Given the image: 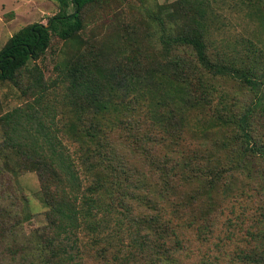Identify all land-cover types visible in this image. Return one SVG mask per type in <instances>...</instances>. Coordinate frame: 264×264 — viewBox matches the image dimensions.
<instances>
[{
    "label": "trees",
    "instance_id": "16d2710c",
    "mask_svg": "<svg viewBox=\"0 0 264 264\" xmlns=\"http://www.w3.org/2000/svg\"><path fill=\"white\" fill-rule=\"evenodd\" d=\"M58 1L59 11L46 25L35 23L20 28L0 51V81L10 80L26 97L23 105L0 117L3 129L0 177L6 176L9 185V191H0V198L5 201L0 202V264H183L186 257H191L184 233L192 232L196 226L192 221L187 222L189 218L180 214L168 198V183L155 189L135 175L121 176L116 166L118 160H112L108 150H99L101 153L96 154L91 147L98 136H103L95 129L108 117L109 96L115 86L127 89L144 72L161 71L160 76L163 80L169 79L172 91L184 93L185 104L192 99L197 107L216 106L222 111L223 123L232 119V112L227 114L223 107L216 105V94L220 95L219 102L227 95L218 88L216 80L240 81L253 93L250 104H254L257 98L264 100V72L258 74L261 67L255 59L248 63L249 54L245 60L240 58L241 65L233 58L224 59L218 66L212 64L205 42L210 24L199 5L200 0H178L171 12L169 6H160L152 15V21L159 24L158 42L166 66L162 67L165 62L156 57L148 63L149 69L141 66L138 45L132 48L134 55L125 61L87 58L81 51L74 59L60 60L56 64V76L45 80L39 66L30 62L45 52L52 35L64 42L80 44L83 10L100 0ZM69 3L73 7L71 12L67 11ZM163 15L170 21L178 17L181 23L168 27ZM175 47L191 51L198 65L177 54L176 59L172 58ZM125 68L132 73L127 74ZM259 109L264 112V105ZM253 111L249 106L232 124L239 131L236 136L242 150L264 160V135L257 143L251 133L249 120ZM156 120L163 125L162 131H168V125H172L171 121ZM136 125L132 121L119 123L120 128L127 130L126 136H144L145 130ZM160 136L166 140L171 138L165 133ZM98 161L105 170L101 180L92 176ZM26 171L36 173L46 207L45 224L28 233L22 227L30 218L26 212L27 199L13 186L17 177ZM130 181L136 204L153 212L139 213L144 217L142 222L149 226L147 232L141 231V227L138 229L140 220L133 219L130 213V218L121 216L114 206L116 193L126 195L122 185L126 187ZM262 222L264 216L254 220L257 230L248 231L251 237L260 234L264 238ZM213 227L215 230V222ZM208 233L201 235L205 242L209 240ZM248 262L264 264V256Z\"/></svg>",
    "mask_w": 264,
    "mask_h": 264
},
{
    "label": "rangeland",
    "instance_id": "374dc122",
    "mask_svg": "<svg viewBox=\"0 0 264 264\" xmlns=\"http://www.w3.org/2000/svg\"><path fill=\"white\" fill-rule=\"evenodd\" d=\"M177 2L100 0L83 10L84 28L80 31V44L64 42L52 35L45 52L30 64L36 63L45 80H50L56 76V64L63 58L74 59L82 51L87 58L125 61L134 55L132 48L138 45L141 48L139 57L143 61L141 66L149 69L148 63L154 57L165 62L158 42L159 24L152 21V15L159 11L160 6H169L171 12ZM200 2L210 24L205 42L212 64L218 66L224 59L233 58L237 65H241L240 58L245 60L249 54L248 63L255 59L261 67L258 74L264 72V0ZM58 11V0H0V51L20 28L35 23L46 25ZM67 11H73L71 3ZM163 17L168 27L181 23L178 17L174 21L167 19L166 15ZM176 54L196 63L188 49L175 47L171 57ZM143 55L148 59H143ZM166 65L167 62L162 67ZM199 69L206 73L202 67ZM124 71L132 73L128 68ZM160 72L142 73L127 89L115 86L109 96L108 117L95 129L103 136H98L91 147L96 154L101 153L99 150H108V156L118 160L116 166L121 176L135 175L155 189L168 183V198L172 199L180 214L189 218L186 221H192L197 229L193 227L192 232L184 233L191 257H186L183 264H254L248 261L264 256V238L260 234L254 238L248 234V231L257 230L254 220L264 216V160L242 150L241 141L236 136L239 131L232 122L251 106L254 110L249 120L251 133L253 140L260 143L264 135V112L259 108L264 105V100L257 98L254 104H250L253 93L240 81L217 79L218 88L226 91L227 95L219 102L220 95L216 94V105L223 107L227 114L232 112V119L223 123L220 118L222 111L219 112L216 106L198 108L192 99L191 103L185 104L184 93L172 91L169 79L163 80ZM262 87L264 91V85ZM25 101L26 97L10 80L0 81V117ZM158 118L165 123L171 121L168 131H162L163 125L156 120ZM131 121L145 130L144 136H126L127 130L120 128L119 123ZM110 128L114 132H110ZM163 133L171 138H161ZM2 138L0 124V148ZM149 140H154V143L150 144ZM98 159L101 161L100 156ZM104 174V165L99 162L92 176L100 179ZM7 182L6 176L0 177V191H9ZM13 186L27 199L26 212L30 213V218L23 223V232L28 233L44 225L46 207L36 173L26 171L20 174ZM122 188L127 194L116 193V210L121 216L129 217L130 213L133 219L141 221L138 229L149 231L139 213L150 215L153 212L136 204L132 181ZM0 202H5L2 197ZM205 232H209L207 242L201 238Z\"/></svg>",
    "mask_w": 264,
    "mask_h": 264
}]
</instances>
